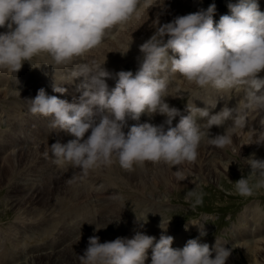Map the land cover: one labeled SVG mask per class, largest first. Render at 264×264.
I'll return each mask as SVG.
<instances>
[{
  "label": "clouds",
  "instance_id": "clouds-1",
  "mask_svg": "<svg viewBox=\"0 0 264 264\" xmlns=\"http://www.w3.org/2000/svg\"><path fill=\"white\" fill-rule=\"evenodd\" d=\"M150 0H0V69L16 74L25 62L47 54L54 66L70 67L68 81L81 79L78 101L68 102L48 95L42 88L35 98L25 100L31 114L49 119V127L64 131L73 138L49 146L54 162L69 165L74 171L67 181H82L90 172L118 164L123 170L134 166L165 165L177 180L184 179V165L194 163L202 143L224 149L232 144V133L244 125L245 117L237 115L222 134L211 133L233 118V109L225 105L204 108L186 104L184 112L167 102L169 76L200 89L219 92L243 89L250 111L264 109V12L258 0H229L230 15L220 16L215 2L207 9L176 16L171 22H160L161 13L151 25L155 31L140 45L142 58L138 69L120 71L113 76L104 64L94 59L82 60L98 48L111 31L125 25L140 7ZM122 52L126 55L128 51ZM171 53V54H170ZM107 61V60H106ZM108 79H115L109 88ZM55 80V77H54ZM16 83L19 81L16 76ZM64 83V84H65ZM55 80L53 91L61 95L67 89ZM20 95L17 89L13 95ZM166 117L164 124L139 123L142 115ZM179 122L173 126V121ZM128 120L136 121L127 133ZM198 121H205L199 123ZM167 125V128H165ZM254 139L249 145L264 146V121L261 128L250 129ZM235 153L237 150L232 148ZM48 151L45 152V156ZM250 172L231 182L241 197H251L264 189V159L255 153L243 159ZM230 167V166H229ZM101 188L103 185L100 186ZM189 190L185 200L191 208L203 204L204 193ZM120 200L118 193L110 197ZM149 215V214H148ZM148 217V216H147ZM159 227L167 233L161 216ZM138 222L147 223L148 221ZM188 221L205 237V225ZM106 228V226L104 227ZM103 228L96 226V232ZM81 237H79L80 240ZM174 237L162 234L159 240L141 231L133 238L118 237L101 243L98 235L88 239V247L79 255L81 264H146L151 250V264H228L232 249L216 239L213 248L200 239H190L182 249L173 248Z\"/></svg>",
  "mask_w": 264,
  "mask_h": 264
},
{
  "label": "rangeland",
  "instance_id": "rangeland-1",
  "mask_svg": "<svg viewBox=\"0 0 264 264\" xmlns=\"http://www.w3.org/2000/svg\"><path fill=\"white\" fill-rule=\"evenodd\" d=\"M213 2L217 5V12L214 16V20L218 23L220 16L230 15L227 7L229 0H150L149 5L140 7L138 14L134 15L133 18L127 22H132V26L127 32L132 30L136 31L140 27L142 28L141 30H143L141 33L140 31H136L135 35H130L134 37L131 39V42L125 44L128 48L124 50V48H121V46L117 44V40H115L116 38H121L122 29L124 27V25H121L114 28L111 33L105 37L98 48L92 50L81 59H94L98 61L99 64L101 62L104 63L106 60V62H109L112 56L111 61L113 59L116 60L114 61L116 62L117 68H119V72L132 71L135 73L138 69V58H142V54L138 50L140 45L154 33L155 29L151 25L158 13H161L160 22L163 24L171 22L176 16L196 12L200 8L207 9ZM232 2H236V0H232ZM258 3L260 10L264 12V0H258ZM140 16L142 17L141 21L139 20ZM146 23L149 24L147 25ZM0 31L4 30L2 29ZM130 36L124 37H129L128 39H130ZM133 44L135 46L138 44V46L135 47L136 50H134ZM99 48L105 50L106 53L110 48H113V50L115 48L117 55H113V52H115L114 50L113 52H109V54L112 53L111 56H108V54L105 56V54L98 52ZM129 48L130 50L126 55L121 54L122 52H126ZM119 51L120 53H117ZM94 52L98 55L96 59L94 58L96 57V55L93 54ZM137 52H139V54ZM49 58L47 54L33 57L31 62L36 68H33L29 63L25 62L22 69L17 73L19 76L18 85L16 83L15 72L8 71L7 69H0V168L3 170L0 177V264H74L68 262L70 257L68 252L74 249L76 243L79 242V237H81L80 241L83 239L88 242L86 239L100 232L97 234L99 236L102 231L104 234L102 237L99 236L100 239L103 237L107 239L110 237L112 238L114 232L110 233L109 230L107 231V229L104 228L105 223L102 222L108 219L115 220L113 222L118 226V237H129V239H131L136 232L141 231L159 240L162 234H171L170 236L174 237L173 244H178L174 246V248L180 246V241L177 240L178 237L184 238L185 242L181 243L180 249L186 245L188 240L200 239L201 243H207L211 247L213 246V257L215 254L214 245L216 239H219L224 245L232 249V259L228 264H264V189L257 190L251 197H241L235 192V186L232 183L241 178L242 172L245 175L250 172V168L243 160L244 158L255 153L258 158L264 159V146L249 145L253 142L254 137L251 138L248 133V127L251 125L249 123H252V121H254L252 124H256L254 128L260 130L261 121H264V112L259 113L258 117H254V113L260 111L254 110L255 112L251 115V111L246 107V93L243 89L224 92H219L212 88L204 90L194 85L186 84L187 82L184 80H182V83L179 78L173 82L169 79V97L167 98V102L170 106L176 107L181 112H184L186 104L194 103L195 106L200 108V105L196 104V102L205 94H208V98H212H210L211 100H207L209 106L215 104L216 101L220 102V104H216L217 107L213 110L214 112H219L225 105L234 110L233 118L227 120L223 127L214 126L211 129L213 135L222 134L224 128L233 125L237 115H243L245 117L244 125L236 128L232 133L231 145L226 146L224 149L214 148L205 152L206 149L204 148L206 147V143H202L199 148L198 158L193 163L196 166L194 167L192 163L184 165V179L182 181L177 180L173 175V171H176L175 168L172 170L165 165H153L149 163V165L134 166L132 170H123L118 164H114L113 167L106 168V170L99 169V172L95 170V174L94 172H90V176L81 181L82 184L78 183L72 185L67 184V181H61L63 187L60 184V187L56 194L51 197V200L50 198H41L35 201L37 203L33 202L32 204V194L30 193L31 195L29 194L28 197V194L26 195L27 192H30V188L25 190L18 189L14 194L12 189L14 183L18 181L20 182L23 180L21 183L25 184L31 183V181H37V183L42 182L44 178H40L42 172H39L41 170L37 166L42 163L44 164L45 161L42 160V158L46 157V151H48V153L50 152V143L53 144L60 141L59 138L63 137L60 136L57 130H53L51 135L49 130V119L30 113L25 100L33 98L34 92H29L33 91V88H30L28 91L29 84L27 83H33V87L37 86V93L43 88L48 95H56L58 98L67 100L70 103L76 102L75 97L78 101L81 95L78 91V85L81 83L82 78L72 83H65L70 82L67 79L70 68L66 66H54V62L50 61L51 58ZM114 61H112V63H114ZM23 77H25L26 80L21 81ZM54 77L58 84H63L62 86L67 89L66 94L61 95L53 91V85L55 83ZM44 79L46 81H44ZM113 81H115V79H113ZM176 81L177 83H175ZM8 83L14 84L15 87H9ZM109 84L110 82H108V85ZM176 85L178 87H176ZM113 87L114 86H109L110 89ZM180 87L182 88L180 89ZM17 88H20V95H13V91ZM186 89L189 91L188 93H186ZM208 92H211V94ZM172 94L176 97H173ZM165 120L166 117L159 114L153 117L142 115L139 123H152L159 126L164 124ZM178 122L179 117L173 121V126L178 124ZM198 122L202 124L205 121ZM136 123V121L128 120V124H131L128 126H132ZM165 128H167V125H165ZM246 133L248 137L244 140L242 135H246ZM61 139V142L66 143V141L68 142L72 138L69 134H66L64 135L66 141H63V138ZM17 146H24L23 154L28 151V154L20 160L21 162H18L19 160L16 161V158L13 157V155L16 157L19 154V149L16 148ZM233 147L237 150L235 153L232 151ZM47 158L51 160L54 169L58 167L61 170V168L63 169L64 166L67 165H57L51 153L48 154ZM18 163L20 165H18ZM213 163H217V166ZM206 165L209 166V171ZM40 166L42 167V165ZM58 168L56 170H59ZM30 169H34L36 172L30 173ZM210 170L217 172L219 175L218 178L215 180L210 179L208 176ZM25 172L27 173L23 176ZM109 172L117 178L116 181H113V184L110 182L111 180L107 178ZM2 178L3 180H1ZM92 182L95 184L97 183L96 186L99 188L101 183L105 185L100 188L102 192H98L99 190L97 191L91 188V186L93 187V185H91ZM67 185L68 187L72 185L71 187L74 189L77 188V190L81 189L82 185L86 191V196L92 194L94 197L89 196L86 199L77 200L75 195L71 194L70 188L66 187ZM77 185L79 188L76 187ZM197 185L199 186L197 191H202L204 193L203 204L193 210L191 208V203L185 200V194L189 190H194ZM87 193L89 194L87 195ZM113 193H118L121 199L113 201V199L110 198ZM17 199L25 200L20 207H18V203L16 202L18 201ZM39 204L42 205L40 206ZM94 205L98 207L99 217L95 214L98 212L97 209L93 207ZM119 207L121 209H119ZM85 210H88V213H90L88 214L90 215V221L88 219L84 221L83 219V216H86L84 214ZM122 210L124 212H122ZM80 215L83 216L78 220ZM161 216L165 221V227L168 221L172 219L167 233H163L159 227L162 219ZM137 218L141 221L147 220L148 222L142 224L138 222ZM120 219L123 221L125 220V222L118 225L117 221ZM193 220L201 224L206 223L204 225L207 232L205 237H200L198 227H196V229L194 228L195 226L189 227L190 225H188V230H185V225L188 224V221ZM129 221L131 223H129ZM92 222L94 225L90 226ZM78 225H80L81 229H78ZM96 226L103 229L96 232ZM72 230H76L77 232H72L71 235L70 233L68 235L67 231ZM105 238L100 240L101 243L105 242ZM256 240L260 242L258 241V243ZM249 242H251L254 247L261 249L260 252L257 250V259L256 257L249 258L245 255L244 247ZM21 246L24 250L20 249ZM22 252L23 254H21ZM76 253H78L77 250ZM148 256L149 259L146 264L151 263V250H149ZM75 264H81V261L79 260Z\"/></svg>",
  "mask_w": 264,
  "mask_h": 264
},
{
  "label": "bare ground",
  "instance_id": "bare-ground-1",
  "mask_svg": "<svg viewBox=\"0 0 264 264\" xmlns=\"http://www.w3.org/2000/svg\"><path fill=\"white\" fill-rule=\"evenodd\" d=\"M140 19V21H141V19H142V17L140 16L139 17ZM139 21V22H140ZM138 22V21H137ZM132 23V22H131ZM131 23L129 22V23H126V25H124V27H123V29H122V35H121V31L119 32L120 33V35H121V38H116L115 40H117V44H119L120 46H121V48H124V50H125V48H128V46L127 45H125L126 43L128 44L129 42H131V39L134 37V36H130V35H135V33H136V31L137 32H139L140 31V33H141V31H143V30H141L142 28L140 27V28H138L136 31H134V30H132V31H130V32H127L130 28H131ZM147 25L149 24V23H146ZM146 25V26H147ZM134 26H136V25H134ZM146 26H145V28H146ZM0 30H2V29H0ZM4 30V29H3ZM137 35V34H136ZM124 36H130L131 38L130 39H128V38H125ZM114 42H116V41H114ZM114 44V43H113ZM116 44V45H117ZM107 45H109V44H107ZM130 45V44H129ZM134 45V44H133ZM137 46H138V44H136ZM106 46V45H105ZM115 46V45H114ZM131 46H132V44H131ZM137 46H135L134 45V50H136L135 49V47H137ZM113 47V46H112ZM116 48V47H115ZM115 48H114V50H115ZM106 49V48H105ZM107 49H108V46H107ZM117 49V48H116ZM98 50V49H97ZM100 50V51H99ZM99 50H98V52H101V54H105V56H106V54H108V56L110 55H112V53L111 54H109V52H113L114 50H113V48H110L109 49V51L106 53V51L105 50H102V49H100L99 48ZM128 50V49H127ZM138 51H140V50H138ZM117 53H120V51L119 52H117ZM138 54H139V52H137ZM93 54H95L96 55V53L94 52ZM98 54H100V53H98ZM114 54H116V50H115V52H113V55ZM45 55V54H44ZM117 55V54H116ZM48 56V55H47ZM104 56V55H103ZM104 56V57H105ZM120 56V55H119ZM137 56V55H136ZM91 57V56H90ZM92 57H93V55H92ZM98 57V55H96V57H94L95 59ZM117 57V56H116ZM102 58V57H101ZM50 59V58H49ZM99 59V58H98ZM111 59H112V56H111V58H110V61H111ZM133 59V58H132ZM100 60H102V59H100ZM115 59H113L112 61H114ZM50 61H52L51 59H50ZM96 61V60H95ZM109 61V62H110ZM112 61L109 63V62H106V61H104V63H105V65H104V67L107 69V70H109V72L110 73H113V75L115 76V74L116 73H118L119 72V68H117V65H116V60L114 61V63H112ZM53 62V61H52ZM97 63H98V61H96ZM134 62V61H133ZM102 64H104L103 62H101ZM101 63H99V64H101ZM70 68V67H69ZM53 70V69H52ZM71 70V69H70ZM46 71V70H45ZM52 72V71H51ZM65 73H66V71H65ZM20 76H22V75H20ZM28 78V77H27ZM26 78L25 77H23L22 79H21V81H23V80H25ZM46 79V78H45ZM44 79V81H46ZM169 79H171L172 80V82L174 81V80H178V74H176V75H174V76H169ZM170 80V81H171ZM181 80V79H180ZM33 82V81H32ZM108 82H110V84H109V86H114L115 87V83H116V81H113V79H109V80H107V83ZM180 82H182L183 83V81L181 80ZM180 82H179V84H180ZM175 83H177V81L175 82ZM181 83V84H182ZM27 84H29L28 85V91H29V89L30 88H33V91H29V92H34L33 93V98H35V96L37 95V86H34L33 87V83H27ZM33 84V85H32ZM186 84H188V83H186ZM52 85V84H51ZM178 85V84H177ZM176 85V87H178ZM183 85V84H182ZM195 86V85H194ZM175 87V88H176ZM182 87H180V89H181ZM196 88V87H195ZM20 89V88H19ZM18 89V90H19ZM175 90V89H174ZM26 91V90H25ZM185 91H187V89L185 90ZM195 91V90H194ZM200 91V90H199ZM203 91V90H202ZM175 92V91H174ZM189 91H187L186 93H188ZM5 93V92H4ZM22 93H24V92H22ZM180 93V92H179ZM184 93V92H183ZM199 93V92H198ZM198 93H197V95H198ZM201 93V92H200ZM209 93V92H208ZM68 94V93H67ZM190 94V93H189ZM209 94H211V92L209 93ZM24 95V94H23ZM208 94H205L200 100H198L197 102H196V104H199L200 105V108H204L205 106H206V104H205V102L207 103V100L208 99H210V98H208V96H207ZM168 96H169V94H168ZM172 96L173 97H176V96H174V94H172ZM179 96V95H178ZM182 96V95H181ZM200 96V95H199ZM11 97H12V95H11ZM61 97V96H60ZM62 98V97H61ZM74 98V97H73ZM198 98V97H197ZM175 99V98H174ZM173 99V100H174ZM212 99V98H211ZM210 99V100H211ZM75 100L77 101V98L75 97ZM170 100V99H169ZM218 100V99H217ZM220 100V99H219ZM214 101V100H213ZM199 102V103H198ZM212 102V101H211ZM218 102V103H217ZM208 104V103H207ZM216 104H220V102L219 101H216L215 102V105ZM214 105V104H213ZM257 111V110H256ZM255 111H251L250 113H251V115H252V113H254ZM263 113L264 112V109H261L259 112H256V113H254V117H258V114L259 113ZM157 115V114H156ZM257 115V116H256ZM262 115V114H261ZM251 117H253V116H251ZM258 119V118H257ZM157 120V119H156ZM254 121H252V123H253ZM252 123H249V124H251L249 127H248V133H249V135H250V137L252 138V137H254L253 136V133H252V131H250V129H253L254 127H256V124H252ZM40 125V124H39ZM128 125H131V124H128ZM129 128L131 127V126H128ZM128 127H126L125 129H124V131L127 133V131L129 130V128ZM256 129V128H255ZM58 131V130H57ZM59 134H60V136H63V137H61V138H63L64 139V135H66V134H68V133H66V132H64V131H59L58 132ZM69 136H71V135H69ZM243 137H244V140H246L247 139V137H248V135H247V133H246V135L245 134H243L242 135ZM249 137V138H250ZM61 138H59V140H60V142L62 141V139ZM71 138H73L72 136H71ZM242 140V139H241ZM63 141H66L65 139L63 140ZM5 142V141H4ZM10 142V141H9ZM40 142H41V140H40ZM45 142V141H44ZM67 142V141H66ZM46 143V142H45ZM50 144H52V143H50ZM26 145V144H25ZM43 145V144H42ZM41 145V146H42ZM45 145H47V144H45ZM204 145V144H203ZM13 146V145H12ZM205 148L204 149H206V151L205 152H207V151H209V150H212V149H214L215 147L214 146H210V145H207V144H205ZM17 149H19L18 151H19V154L15 157V155H13V157L14 158H16V161L17 160H19L18 162H21L20 160H22V158H24L27 154H28V151H27V153H25V154H23V151H24V146L23 147H20V146H17L16 147ZM240 149H242V148H240ZM6 150V149H5ZM32 151V150H31ZM21 152V153H20ZM34 152V151H33ZM49 153H51V152H49ZM48 153V154H49ZM17 154V153H16ZM34 156V155H33ZM37 156V155H36ZM48 156V155H47ZM47 156L46 157H44V158H42V160H44L45 162H44V164L42 163V164H40V165H42V167L39 165V163H38V165L39 166H37L41 171H39L41 174H40V178H44L43 180H42V182H40V183H37V181H35V182H32L31 181V183H21V182H23V180L22 181H18V182H16V183H14V186H13V189H12V192L14 191V194L18 191V189H23V190H25V189H27V188H30V192H27L26 193V195H27V197L29 196V194L31 193L32 194V196H31V199H32V204H33V202H35L36 200L38 201L39 199H41V198H47V199H49L50 198V200H51V197H53L54 196V194H56V192H57V190H58V188L60 187V184L62 185V183H61V181H64V182H66V181H68L71 177H72V175H73V172L74 171H78V170H74V169H72L69 165H66V166H64V168L62 169L61 168V170L59 169V170H56V169H54L53 168V164H51V160L49 159V158H47ZM50 156V155H49ZM36 158V157H35ZM38 160H39V157H38ZM38 160H35V161H38ZM13 162V161H12ZM11 162V163H12ZM52 162H53V160H52ZM149 163L150 162H147V163H145V165H149ZM22 164V163H21ZM34 164V163H33ZM193 164V163H192ZM213 164H217V163H213ZM18 165H20L19 163H18ZM194 165V167L196 166L195 164H193ZM192 165V166H193ZM33 166V165H32ZM31 166V167H32ZM207 166V170L209 171V166L208 165H206ZM217 166V165H216ZM3 167V166H2ZM29 167V166H28ZM30 167V168H31ZM113 167V166H112ZM12 168H13V165H12ZM34 168V167H33ZM36 168V167H35ZM169 169V168H168ZM171 169V168H170ZM16 170V169H15ZM19 170H21V169H19ZM31 171H30V173H35L36 172V170H34V169H30ZM103 170H106V169H103ZM109 170V169H108ZM135 170V169H134ZM2 171L3 170H1V168H0V177H1V174H2ZM16 171H18V170H16ZM24 172V171H23ZM94 172V171H93ZM97 172H99V169H98V171ZM22 173V172H21ZM20 173V174H21ZM26 173L27 172H25V174L23 175V176H25L26 175ZM28 174H29V172H28ZM94 174H95V172H94ZM116 174V173H115ZM172 174V173H171ZM30 175V174H29ZM93 175V174H92ZM155 175V174H154ZM174 175V174H173ZM88 176H90V175H88ZM96 176V175H95ZM98 176V175H97ZM208 176L210 177V179H212V180H215L216 178H218V173L217 172H215V171H211L210 170V172H209V174H208ZM128 177V176H127ZM126 177V178H127ZM159 177V176H158ZM20 178V177H19ZM27 178V177H26ZM96 178V177H95ZM101 178V177H100ZM107 178H109L111 181L110 182H112V184H113V181H116V177L111 173V172H109V174H108V176H107ZM130 178V177H129ZM92 179H94V178H92ZM173 179V178H172ZM1 180H3V178L1 179ZM90 180V179H89ZM121 180V179H120ZM136 180H137V177H136ZM174 181H175V179H174ZM29 182V181H28ZM95 182H97V181H95ZM105 182H106V179H105ZM109 182V183H110ZM135 182V181H134ZM78 183H80V184H82V182L81 181H77V182H75V183H73L72 185H75V184H78ZM98 183H100V182H98ZM107 183V182H106ZM115 183V182H114ZM23 184H25V185H23ZM27 184H29V185H27ZM65 184V183H64ZM68 184V183H67ZM97 184V183H96ZM96 184L94 183V182H92V184L91 185H93V187L91 186V188H94L95 190H99L98 192H102L101 191V187L99 188L98 186H96ZM111 184V185H112ZM117 184V183H116ZM72 185H69V187H68V185L66 186V187H68V188H70V191H71V194H73V195H75V197L77 198V200H83V199H86L87 197H89L90 195H88L89 193H87V195L88 196H86V191H85V189H84V186H82L81 185V189H78L77 190V188H72L71 186ZM89 185V184H88ZM99 185V184H98ZM101 185H102V183H101ZM103 186H105V185H103ZM108 186V185H107ZM114 186V185H113ZM118 186V185H117ZM62 187H63V185H62ZM76 187H78V185L76 186ZM65 188V187H64ZM79 188V187H78ZM108 188V187H107ZM63 189V188H62ZM62 189H60V190H62ZM104 189V188H103ZM66 190V189H65ZM105 190V189H104ZM103 190V191H104ZM110 190V189H109ZM30 194V195H31ZM18 201H16L17 203H18V207H20V205L22 204V202H24L25 200H20V199H17ZM44 200V199H43ZM114 201V200H113ZM35 203H37V202H35ZM50 203V202H49ZM110 204V203H109ZM111 204H113V203H111ZM40 205V204H39ZM42 205V204H41ZM40 205V206H41ZM47 205V204H46ZM76 205V204H75ZM131 205V204H130ZM80 206H82V205H80ZM79 206V207H80ZM90 206V205H89ZM16 207V206H15ZM73 208V207H72ZM91 209V208H90ZM119 209H121L120 207H119ZM77 210H80V209H77ZM92 210V209H91ZM133 210V209H132ZM31 211V210H30ZM71 211V210H70ZM82 211H84V210H82ZM72 212V211H71ZM110 212V211H109ZM122 212H124L123 210H122ZM65 213V212H64ZM95 213V212H94ZM116 213V212H115ZM33 214V213H32ZM80 214H81V212H80ZM86 216H83V215H80L77 219L78 220H80V218L83 216V219H84V221H86V219H88L89 221H90V215H88V214H90V213H88V210H85V213H84ZM95 214H97V213H95ZM117 214V213H116ZM94 215V214H93ZM64 216V215H63ZM114 216H116V215H114ZM36 217V216H35ZM58 217H60V216H58ZM73 217V216H72ZM93 217V216H92ZM91 217V218H92ZM117 217H118V215H117ZM44 218V217H43ZM72 219V218H71ZM75 219V218H74ZM41 220V219H40ZM103 220V219H102ZM135 220V219H134ZM72 221V220H71ZM92 221V220H91ZM109 221V222H108ZM113 221H115V220H112V219H108V220H106V221H102V222H104L105 223V225L104 226H106V229H107V231L109 230V232L110 233H112V232H114V235L112 236V238L110 237V238H105V237H103L102 239H104L105 238V242L106 241H112V240H114V239H116V238H118V233H117V227L118 226H116L115 225V223L113 222ZM39 222V221H38ZM68 222V221H67ZM74 222V221H73ZM123 222H125V220L123 221L122 219H120V220H118L117 221V223H118V225H120L121 223H123ZM69 223V222H68ZM116 223V224H117ZM129 223H131L130 221H129ZM47 224V223H46ZM67 224V223H66ZM91 225H94V223L92 222L91 224H90V226ZM152 225V224H151ZM41 226H43V225H41ZM67 226V225H66ZM68 226H69V224H68ZM67 226V227H68ZM84 226V225H83ZM150 226V225H149ZM148 226V227H149ZM192 225H190L189 227H191ZM34 227H36V226H34ZM93 227V226H92ZM194 227V226H193ZM33 228V227H32ZM69 228V227H68ZM194 228H196V226L194 227ZM19 229V228H18ZM34 229H36V228H34ZM65 229H66V227H65ZM78 229H81V227H80V225H78ZM105 229V230H106ZM147 229V228H146ZM197 229V228H196ZM23 230V229H22ZM39 230V229H38ZM88 230V229H87ZM172 230V229H171ZM199 230V229H198ZM21 231V230H20ZM156 231V230H155ZM154 231V232H155ZM72 232H77L76 230H72V231H67V234L69 235V233H70V235L72 234ZM105 232V231H104ZM152 232V231H151ZM25 233V232H24ZM100 233V232H99ZM99 233H96V235L97 234H99ZM153 233V232H152ZM156 233V232H155ZM154 233V234H155ZM171 233V232H170ZM244 233V232H243ZM249 233H250V231H249ZM103 232L101 231V235H99L100 237H102L103 236ZM184 234H186V233H184ZM245 234V233H244ZM20 235V234H19ZM25 235V234H24ZM106 235V234H105ZM108 235V234H107ZM169 235H171V234H169ZM23 236V235H22ZM177 236H180V235H177ZM246 237H247V235H246ZM87 238H88V236H87ZM129 238V237H128ZM86 239V238H85ZM89 239V238H88ZM88 239H86V240H88ZM102 239H100V240H102ZM178 241H180V244L182 243V242H185L184 241V238L183 237H178V239H177ZM79 242L78 243H76V245H75V247H74V249L71 251V252H68L69 254V261L68 262H70V263H77L80 259H79V255H83V253H84V251L86 250V248L88 247V242L87 241H85V240H83V239H81V241L80 240H78ZM176 241V240H175ZM259 240H256V242H258ZM247 242V241H246ZM260 242V241H259ZM258 242V243H259ZM176 243V242H175ZM176 245H178V244H176ZM18 246V245H17ZM258 246H259V244H258ZM19 247V246H18ZM213 247V246H212ZM71 248V247H70ZM178 248V247H177ZM245 248V249H244ZM243 249L245 250V255H247L249 258L251 257H256V259H257V255H258V251L257 250H259V252H260V250L261 249H259L258 247H254L253 246V244L251 243V242H249V243H247L246 244V246L244 247ZM20 249H22V246H21V248ZM69 249V248H68ZM179 249V248H178ZM263 249V248H262ZM22 250H24V249H22ZM76 250L78 251V253H76ZM264 250V249H263ZM24 252V251H23ZM23 252L21 253V254H23ZM66 253V252H65ZM64 253V254H65ZM66 255V254H65ZM64 255V256H65ZM232 259V256L230 257V259H229V261ZM65 260V259H64ZM66 261V260H65ZM228 261V262H229ZM147 264H149V263H147ZM151 264V263H150Z\"/></svg>",
  "mask_w": 264,
  "mask_h": 264
}]
</instances>
